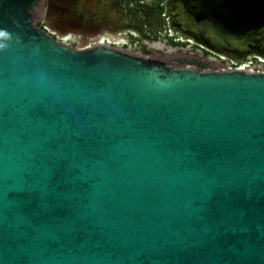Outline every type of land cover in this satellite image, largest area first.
Returning <instances> with one entry per match:
<instances>
[{"label":"water","instance_id":"95a60500","mask_svg":"<svg viewBox=\"0 0 264 264\" xmlns=\"http://www.w3.org/2000/svg\"><path fill=\"white\" fill-rule=\"evenodd\" d=\"M0 0V264H264V71L176 68ZM185 38L264 57V0H171Z\"/></svg>","mask_w":264,"mask_h":264},{"label":"flooded vegetation","instance_id":"af4514ba","mask_svg":"<svg viewBox=\"0 0 264 264\" xmlns=\"http://www.w3.org/2000/svg\"><path fill=\"white\" fill-rule=\"evenodd\" d=\"M171 0H40L35 24L74 49L105 46L158 58L176 68L264 71V57L222 49L220 53L172 25ZM264 53V25L253 34Z\"/></svg>","mask_w":264,"mask_h":264},{"label":"clouds","instance_id":"9594fccd","mask_svg":"<svg viewBox=\"0 0 264 264\" xmlns=\"http://www.w3.org/2000/svg\"><path fill=\"white\" fill-rule=\"evenodd\" d=\"M12 40V34L6 29H0V51L6 50Z\"/></svg>","mask_w":264,"mask_h":264}]
</instances>
